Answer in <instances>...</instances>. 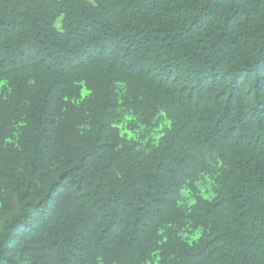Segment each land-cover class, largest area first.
<instances>
[{"label":"trees","instance_id":"obj_1","mask_svg":"<svg viewBox=\"0 0 264 264\" xmlns=\"http://www.w3.org/2000/svg\"><path fill=\"white\" fill-rule=\"evenodd\" d=\"M0 264H264V0H0Z\"/></svg>","mask_w":264,"mask_h":264},{"label":"rangeland","instance_id":"obj_2","mask_svg":"<svg viewBox=\"0 0 264 264\" xmlns=\"http://www.w3.org/2000/svg\"><path fill=\"white\" fill-rule=\"evenodd\" d=\"M128 132V134L130 135V136H133V134H132V132L131 131H127ZM157 136H159V135H157ZM156 136V137H157ZM197 235H195L194 237H196Z\"/></svg>","mask_w":264,"mask_h":264}]
</instances>
